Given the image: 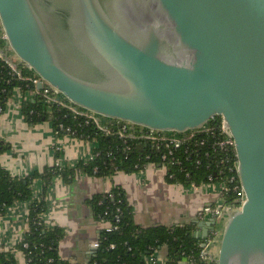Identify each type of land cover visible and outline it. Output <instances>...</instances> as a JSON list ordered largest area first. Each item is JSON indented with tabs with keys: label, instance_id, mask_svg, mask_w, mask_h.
Instances as JSON below:
<instances>
[{
	"label": "water",
	"instance_id": "obj_1",
	"mask_svg": "<svg viewBox=\"0 0 264 264\" xmlns=\"http://www.w3.org/2000/svg\"><path fill=\"white\" fill-rule=\"evenodd\" d=\"M0 22L22 64L118 128L184 133L221 116L246 200L215 261L264 264V0H0Z\"/></svg>",
	"mask_w": 264,
	"mask_h": 264
},
{
	"label": "crops",
	"instance_id": "obj_2",
	"mask_svg": "<svg viewBox=\"0 0 264 264\" xmlns=\"http://www.w3.org/2000/svg\"><path fill=\"white\" fill-rule=\"evenodd\" d=\"M8 55L20 66L14 53ZM28 99V95L26 96ZM33 100V99H31ZM23 97L13 95L3 114L0 115V137L10 145V150L0 156V164L13 177L24 178L35 172H42L53 165L74 170L69 179L63 175L52 179L47 189V212L45 223L58 227L63 236L58 244L61 259L73 264H88L92 258L94 244L99 241L106 222L101 220L92 206L97 196L107 195L119 189L133 210L137 226H188L193 237L201 242L202 248L212 237L220 222L213 214L204 212L207 207L223 205L224 185L207 183L185 185L168 179V169L164 166H147L141 171L118 172L110 177L92 176L80 171L82 165L96 154L97 142L82 137L57 135L52 118L30 124L22 113ZM108 124L113 121L104 120ZM43 184H34L33 200L38 199ZM33 201L20 202L8 208L5 216L0 217V252L14 250L29 230V207ZM220 238L208 251L217 256ZM19 264H25V256L16 251ZM167 249H161L156 258L165 262ZM180 264H193L182 261Z\"/></svg>",
	"mask_w": 264,
	"mask_h": 264
},
{
	"label": "trees",
	"instance_id": "obj_3",
	"mask_svg": "<svg viewBox=\"0 0 264 264\" xmlns=\"http://www.w3.org/2000/svg\"><path fill=\"white\" fill-rule=\"evenodd\" d=\"M20 66L25 76L33 75L32 70L25 68L23 64ZM9 79L8 66L0 60V109L5 111L7 101L11 97L10 92L19 87L24 96L22 113L30 124L34 125L51 117L56 131H59L58 126L62 123L76 130V137L97 142L96 154L99 155L82 165L80 171L106 178L118 172L132 173L144 169L147 152L141 150L138 144H135L128 152L122 141L100 133L93 124H86L85 119L76 118L68 109L58 107L53 103H44L39 96L33 100L27 99L26 96L36 89L34 85L17 79L9 83ZM3 113L0 112V115ZM111 127L117 129L112 125ZM58 135L68 134L60 132ZM204 139L209 140L210 138L208 135H197L194 140L184 145L183 150L191 148L197 152L184 159L180 166L169 167L168 179L185 185H203L211 182L225 184L228 188L223 192L225 204L240 207L242 204L238 203L239 194L233 190L234 184L230 182L231 177L236 174L229 171L232 163L237 160L235 153L229 155L211 153L206 158L204 153L207 150V143L201 146ZM10 148V145L0 137V156ZM109 151L114 153L113 160L107 158ZM196 154L200 158V164H196ZM223 160H229V162L222 163ZM151 161L156 163V166H163L159 159ZM137 164L139 168H136ZM59 175L71 179L75 171L53 165L42 172L19 178L13 177L0 164V215L5 216L8 208L17 203L33 201L29 207L28 232L14 250L0 252V264H19L16 251L24 254L25 264H73L61 259L58 255V244L63 231L58 227L48 226L44 221V215L47 212V189L52 179ZM39 180L43 184L42 192L38 199L33 200L34 184ZM91 204L95 208L96 215L106 223L116 224L115 216L119 210L120 222L117 224L116 231L101 233L100 247L88 264H149V259L156 256L163 248H166L168 252L164 264H180L185 260L193 264H204L200 258L203 250L201 242L193 237L190 227L141 228L137 226L133 219V210L124 193L119 189L107 195L95 197ZM106 212H109V216H105ZM24 244H28V247L24 248ZM112 245L114 248H111Z\"/></svg>",
	"mask_w": 264,
	"mask_h": 264
},
{
	"label": "built area",
	"instance_id": "obj_4",
	"mask_svg": "<svg viewBox=\"0 0 264 264\" xmlns=\"http://www.w3.org/2000/svg\"><path fill=\"white\" fill-rule=\"evenodd\" d=\"M7 43L8 39L0 22V60L3 61L6 66H8V76L10 78L8 81L9 83L12 80L17 79L34 85L36 89L28 94L29 100L34 99L36 96H39L44 103H53L56 104L58 107L68 109L76 118H83L85 119L86 124H93L100 133L107 136L115 137L118 140L122 141L123 145L125 146V149L128 152L133 149V146L135 144H138L141 150H145L147 152L145 156L146 162L144 163L143 168H146L150 165L156 166V163L151 161L152 159H159L161 164L166 169H169V167H174L176 165L180 166L183 163L184 159H187L188 157L194 155V152H197V150H192L191 148H185L183 150L184 145L188 141L194 140L197 135H208L210 138L209 140L204 139L201 144V146H204L207 143V150L204 153V156L206 158L209 157L211 153L223 155L235 153V156L237 158L235 140L221 116L213 117L204 127L200 129L190 130L184 133L160 132L155 130H149L135 126L128 122H124L122 127L118 128L115 122L114 124H108L98 115L80 109L70 101H66L67 99L64 98L57 90H55L49 84H46L38 74H36L32 69L23 64L25 68L34 72L32 76H25L22 72L21 66H18L6 52ZM41 83L45 84V87L42 90H39L38 85H40ZM16 93L21 94L24 98L22 90L19 87L14 88V90L10 92L11 97ZM0 112H4L3 109H0ZM111 125L116 127L117 129H114L113 127H111ZM58 130L59 131H56L57 135L60 132H65L70 136L76 137V130L62 123L58 126ZM98 155L99 154L94 155L91 160L96 158ZM195 157L196 164H200L201 161L200 158L197 157V154L195 155ZM107 158L110 160L114 159L113 151L107 152ZM221 162H229V160H223ZM136 168H139L138 164L136 165ZM229 171L231 173H236L231 177L230 182L234 184L233 190L239 194L238 203L240 202L241 204H243L246 200V197L244 190L240 184V179L238 175V159L236 160V162L232 163V166L229 168ZM210 180L212 181V178H210ZM223 185L224 191L228 190L225 184ZM110 197H112L111 194ZM223 202L224 203L222 206L207 207L204 209V212L213 214L215 219L218 221L225 218L226 215H230L231 213L239 210L242 206L241 205L239 207L237 205H226L224 199ZM105 216H109V212H106ZM115 222L116 224H111L107 222L102 232L112 233L118 229L117 224L120 222L119 210L117 211V214L115 216ZM221 235L222 231L218 226L214 231L212 237L208 240L207 244H205V247L203 248L200 254V258L204 264H216V257L208 251V246L215 243L219 238H221ZM27 247L28 244H24V248ZM99 247L100 241H97L94 244V251L96 252ZM111 248H114V245H112ZM149 264H164V262L159 261L154 256L149 259Z\"/></svg>",
	"mask_w": 264,
	"mask_h": 264
},
{
	"label": "flooded vegetation",
	"instance_id": "obj_5",
	"mask_svg": "<svg viewBox=\"0 0 264 264\" xmlns=\"http://www.w3.org/2000/svg\"><path fill=\"white\" fill-rule=\"evenodd\" d=\"M101 1L106 2L107 4L110 3V2H114V0H101ZM42 13H43L44 17L46 16L45 17V20L47 21L48 25H51L52 28H54L55 26H57L56 25L57 24V21H56V19L53 16L48 15V14H45V12H42ZM60 38L62 40H66L67 41V37L64 34H61L60 33Z\"/></svg>",
	"mask_w": 264,
	"mask_h": 264
},
{
	"label": "rangeland",
	"instance_id": "obj_6",
	"mask_svg": "<svg viewBox=\"0 0 264 264\" xmlns=\"http://www.w3.org/2000/svg\"><path fill=\"white\" fill-rule=\"evenodd\" d=\"M6 52L9 53V54L10 53H14L13 50L10 48L8 43L6 44ZM226 222H227V219L224 222H220V225L222 226L223 229L225 227Z\"/></svg>",
	"mask_w": 264,
	"mask_h": 264
}]
</instances>
